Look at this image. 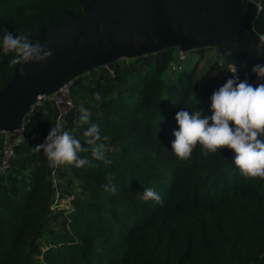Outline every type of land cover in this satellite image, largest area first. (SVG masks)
<instances>
[{
    "label": "trees",
    "instance_id": "1",
    "mask_svg": "<svg viewBox=\"0 0 264 264\" xmlns=\"http://www.w3.org/2000/svg\"><path fill=\"white\" fill-rule=\"evenodd\" d=\"M68 11L82 13V6L0 0V35L29 36ZM253 25L264 38V0ZM16 55H0V90L13 77ZM175 60L171 47L73 79L65 127L90 148L87 125H78L79 106L89 108L108 163L82 151L90 161L84 167L51 168L33 148L44 143L58 109L52 100L31 109L0 176V264H264V178L243 177L227 148L205 155L197 145L187 161L171 153L176 113L211 115L212 93L238 73L209 74L200 85V61L176 71ZM2 146L0 137V157ZM110 180L116 194L104 190ZM145 188L163 205L143 201Z\"/></svg>",
    "mask_w": 264,
    "mask_h": 264
},
{
    "label": "water",
    "instance_id": "2",
    "mask_svg": "<svg viewBox=\"0 0 264 264\" xmlns=\"http://www.w3.org/2000/svg\"><path fill=\"white\" fill-rule=\"evenodd\" d=\"M82 13L30 34L51 51L41 63L16 64L0 90V131L22 128L39 96L100 66L171 47L199 51L216 47L237 73L255 85L264 82V38L253 22L260 0H77ZM23 69V74L21 73Z\"/></svg>",
    "mask_w": 264,
    "mask_h": 264
},
{
    "label": "clouds",
    "instance_id": "3",
    "mask_svg": "<svg viewBox=\"0 0 264 264\" xmlns=\"http://www.w3.org/2000/svg\"><path fill=\"white\" fill-rule=\"evenodd\" d=\"M9 53L17 54L12 59L14 65L41 63L51 56V51L39 41L32 42L28 35L7 31L0 35V55ZM256 54L264 55L261 45L256 46ZM101 98L100 93L95 94L97 101ZM210 101L211 115L202 116L199 111L190 114L185 109L176 113L178 129L173 130L171 153L178 160L187 161L197 145L205 155L227 148L233 153V165L243 177L264 178V82L253 85L247 78L233 75L212 93ZM78 112V125H87L83 136L90 148H85L81 140L66 129L62 118L52 125L44 143L33 148L35 152L43 151L53 169L66 165L81 168L89 164L87 158L78 155L82 151H90L94 160L108 163L105 145L100 142L101 129L91 121L90 109L80 105ZM104 190L117 192L111 180L104 185ZM140 198L163 205L161 195L153 188H145Z\"/></svg>",
    "mask_w": 264,
    "mask_h": 264
},
{
    "label": "built area",
    "instance_id": "4",
    "mask_svg": "<svg viewBox=\"0 0 264 264\" xmlns=\"http://www.w3.org/2000/svg\"><path fill=\"white\" fill-rule=\"evenodd\" d=\"M176 60L172 64V69L181 71L185 68L186 63L189 59V51H183L178 48L175 53ZM226 68L229 72L237 73L234 64L225 61ZM72 81L64 84L52 95L39 96L36 105H40L42 102L52 100L58 109V119H64L65 116L69 115L74 107L73 99L71 96L70 88ZM35 105V106H36ZM33 106V108L35 107ZM24 124L21 129L15 132L0 131V137L3 138V146L0 157V176L5 174L10 168L12 158L15 155L16 147L22 142L24 138Z\"/></svg>",
    "mask_w": 264,
    "mask_h": 264
},
{
    "label": "rangeland",
    "instance_id": "5",
    "mask_svg": "<svg viewBox=\"0 0 264 264\" xmlns=\"http://www.w3.org/2000/svg\"><path fill=\"white\" fill-rule=\"evenodd\" d=\"M177 50L178 48H174L175 53ZM127 60L131 61L133 59H127ZM196 61H200V67H199L200 85L204 82V80L207 78L209 74H213V73L223 74L228 71L225 65L226 59L221 55V53L216 47L206 48L203 54H200L198 51H189V59L186 63V68L192 67ZM168 74L169 73L167 72L165 76H168ZM108 149L110 152L111 150L114 151V149L112 148H108ZM60 204L63 207L69 206V203L66 200H61ZM55 231H57V228H55Z\"/></svg>",
    "mask_w": 264,
    "mask_h": 264
}]
</instances>
